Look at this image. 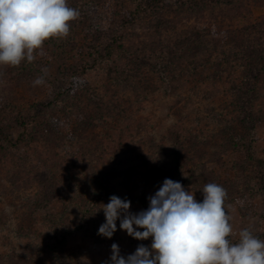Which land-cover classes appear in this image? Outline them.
<instances>
[{"label":"trees","instance_id":"16d2710c","mask_svg":"<svg viewBox=\"0 0 264 264\" xmlns=\"http://www.w3.org/2000/svg\"><path fill=\"white\" fill-rule=\"evenodd\" d=\"M257 1L68 0L80 15L67 37L47 40L32 62L0 65V154L17 144L8 124L32 144L43 134L76 146L59 161L66 172L61 185L54 192L42 187L43 199L31 203L32 217L47 210L51 196L60 211L45 213L40 232L32 222L28 248L1 254L0 264H73L74 256H62L65 241L79 230L97 237L104 221L91 217L101 204L115 195L148 207V190L165 179L190 188L197 201L205 184L223 186L226 212L248 203L246 195L264 194V149L259 156L253 139L264 123V18L248 17ZM99 10L102 20L90 18ZM94 20L107 22L109 34L93 24L95 39L69 60L72 42L89 38ZM96 68L105 82L93 87L84 76ZM40 77L44 83L34 85ZM59 82L66 85L48 95ZM157 102L165 114L160 121L147 108ZM239 162L251 172L244 181L236 176ZM6 222L0 216V229ZM22 224L7 232L24 237Z\"/></svg>","mask_w":264,"mask_h":264},{"label":"clouds","instance_id":"9594fccd","mask_svg":"<svg viewBox=\"0 0 264 264\" xmlns=\"http://www.w3.org/2000/svg\"><path fill=\"white\" fill-rule=\"evenodd\" d=\"M79 15L68 0H0V65L34 61L47 40L69 35L70 22ZM43 83L42 77L33 81ZM202 196L197 201L195 192L172 179H165L138 213L130 212L127 198L111 196L100 205L105 222L98 235L111 239L119 221V229L133 239L152 242L126 257L113 243L109 264H264V239L247 228L232 239L223 186L207 183Z\"/></svg>","mask_w":264,"mask_h":264},{"label":"rangeland","instance_id":"374dc122","mask_svg":"<svg viewBox=\"0 0 264 264\" xmlns=\"http://www.w3.org/2000/svg\"><path fill=\"white\" fill-rule=\"evenodd\" d=\"M101 13H103L101 10L95 13L92 12L90 18L95 17L102 20L100 17ZM249 14L250 15L248 16L247 14V16L252 19L264 18V0H258ZM239 22H242V20L239 19L236 23ZM105 23L104 26L101 27L99 26L101 24H98L95 20L88 21L89 27L87 34L89 38L80 35V37L76 39L77 43L72 42L74 50L70 52L71 54L68 53V55H66L67 58H69V60L73 59V55L77 53V50L79 51L78 46L85 45L86 42H93L90 37L93 40L95 39V37H93L94 34H92L94 33L92 31L94 25L98 27L96 29L98 33L103 32L102 34L108 35L109 32L107 29L110 26ZM137 32L140 33L139 30H137ZM138 33H134V35H139ZM134 37L135 36H133L132 39L135 41ZM68 42L70 47V39ZM50 55L51 52L48 51L46 56L48 60L51 59ZM49 66L51 65L49 64ZM5 68H7V65H5ZM84 77L88 84L93 87H98L105 82L104 72L97 68L88 71ZM65 85L66 83L64 82L53 83V88L52 90L50 88L48 95L49 92H58L59 89L63 88ZM31 86L32 84L26 80V86L24 88L26 97L31 95ZM12 89L14 90V88ZM18 104L21 105L20 102ZM147 108L153 120L160 121L165 115L163 112L164 108L160 105V102L152 106L148 105ZM168 123H170V120L166 122V124ZM6 133H8L10 138L17 144L8 154H0V216L3 217L4 221H7L6 225L0 229L3 231L0 234V255L28 248V245L31 244L28 236L30 234L29 231L32 227V222L34 225L37 223L35 226L33 225V229L40 232L39 220L44 217L45 213L51 210H54V212L60 211V202L54 198V196H51V200L45 204L47 210L37 211L34 213L35 216L32 217L33 207L31 203L34 199H43L40 197V193H38L39 190L42 192V187H46L47 191L53 190L54 192V187H59L61 185L59 184L60 179L62 176H65L66 172L58 167L59 161L61 158L74 153L76 149V146H67L64 143L56 141L53 137L44 136L43 134L36 136L35 142L32 144L29 142V138L26 137L25 132L13 124L7 125ZM253 139L255 140L257 152L259 156H261L264 149V123L256 126ZM238 164L240 168L237 167L236 176L242 177L244 181L251 172L248 171L249 167L245 166V164H241V162ZM34 171H37L36 173L39 174H33ZM219 172L223 173V175L225 174L222 170ZM50 178H55L57 183H52ZM39 179H41V182H39ZM185 189L187 190L188 188ZM155 192L156 190L150 189L147 195H154ZM246 197L249 200V204L247 202L244 203V205L234 204L227 209V214L231 217L230 223L233 228L232 239L234 241L238 240V233L245 228L252 231L258 238L264 239V194L261 195V193H258L252 198H250L249 195H246ZM147 208L145 203L136 202L130 204V212L132 213H138ZM99 216H102V218ZM30 217H32V219ZM72 217L75 218L74 215L70 218ZM22 218H25V220H22ZM34 219H36V221H34ZM91 219L94 220V222H99L100 220L105 222L102 211H95ZM74 221L75 225L78 224L77 218H75ZM19 223H26V235L24 237H19L13 233L7 232L14 229ZM90 231L92 230H88L87 232L79 230L69 236L65 241L62 256L66 257L67 255L70 256V254L74 256L76 260L73 264H104L110 261L111 245L113 243L119 246L122 256H127L133 254L139 245L143 244L144 246H150L152 242L151 238L144 241L133 239L127 235L126 232L119 229V221H117V231L113 234L111 239L103 238L98 235V232L96 233L97 237L94 239L90 236Z\"/></svg>","mask_w":264,"mask_h":264}]
</instances>
